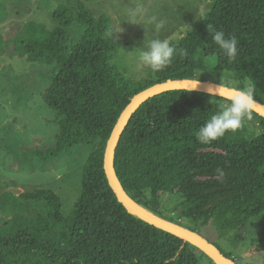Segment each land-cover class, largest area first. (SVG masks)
<instances>
[{
  "label": "trees",
  "instance_id": "1",
  "mask_svg": "<svg viewBox=\"0 0 264 264\" xmlns=\"http://www.w3.org/2000/svg\"><path fill=\"white\" fill-rule=\"evenodd\" d=\"M51 16L58 25L54 29L30 20L16 37L0 35V55L9 48L11 55L53 65V80L43 96L57 114L59 132L53 147L32 154L38 169L46 171L81 146L90 153L81 195L68 218L53 190L20 195L45 204L46 211L19 214L16 230L0 233V264H215L195 245L126 208L106 174L105 153L130 102L160 83L193 81L200 74V82H207L209 75L229 72L238 85H255V99L264 105V0H214L211 12L174 45L172 62L161 71L149 70L140 81L129 79L114 63L119 43L113 30L85 3L78 8L63 4ZM208 24L236 36L234 61L214 43ZM210 99L204 91L176 89L145 101L121 135L114 164L124 189L145 209L199 234L213 226L225 237L264 213V117L253 113L254 133L242 129L201 144L198 129L222 102ZM165 194L183 198L177 205L180 220L162 213ZM257 241L264 248V234Z\"/></svg>",
  "mask_w": 264,
  "mask_h": 264
},
{
  "label": "rangeland",
  "instance_id": "2",
  "mask_svg": "<svg viewBox=\"0 0 264 264\" xmlns=\"http://www.w3.org/2000/svg\"><path fill=\"white\" fill-rule=\"evenodd\" d=\"M71 2L76 8L85 3L87 10L98 20L104 18L118 41L114 63L129 79L140 81L149 68L137 66L138 47L143 46L147 30L142 24H132L126 17L128 8L137 2L143 5L146 16L165 21L159 33L149 27L148 36L180 43L214 7V0H0V35L16 37L30 20L58 26L52 12ZM71 32L78 36L74 29ZM53 65L33 62L24 56L11 55L9 48L0 55V233L16 230V216L46 211V205L24 200L20 195L36 189H50L62 199V212L68 218L82 190V170L90 149L81 146L49 164L46 171L38 169L35 151L53 147L59 132L57 114L44 101V93L52 82ZM208 76L211 80L235 81L228 75ZM258 122L253 117L243 128L254 133ZM33 157H31V156ZM37 168L34 170V168ZM11 189H21L18 194ZM183 201L180 195L165 194L161 211L165 216L180 220L177 208ZM183 221V220H182ZM20 222V219H19ZM202 236L230 253L237 264H264V248L258 239L264 234V213L250 220L244 227L222 237L213 226L201 229ZM213 261V260H212ZM217 264L215 261H213Z\"/></svg>",
  "mask_w": 264,
  "mask_h": 264
},
{
  "label": "clouds",
  "instance_id": "3",
  "mask_svg": "<svg viewBox=\"0 0 264 264\" xmlns=\"http://www.w3.org/2000/svg\"><path fill=\"white\" fill-rule=\"evenodd\" d=\"M127 19L132 24H142L147 30V35L143 41V46L138 47L136 56L137 66L149 68L153 72L163 70L168 66L177 53L176 47L169 39H159L153 36L149 38V27L152 26L154 33H159L165 26V21L156 16H146L143 5L137 2L126 11ZM208 32L212 40L223 53L228 57L229 62L235 60L238 54V40L235 35L226 36L223 30L216 29L208 24ZM183 56L186 51H181ZM200 76L193 80L194 90L200 84ZM211 97L210 103L216 104L217 97L222 101L218 104V110L213 113L207 121L198 129L197 140L201 144H208L224 137L227 133H235L242 130L248 121L253 119L256 110L257 100L254 96L255 85L250 81L238 85L235 81H221L214 87L207 89Z\"/></svg>",
  "mask_w": 264,
  "mask_h": 264
},
{
  "label": "water",
  "instance_id": "4",
  "mask_svg": "<svg viewBox=\"0 0 264 264\" xmlns=\"http://www.w3.org/2000/svg\"><path fill=\"white\" fill-rule=\"evenodd\" d=\"M218 85L216 82L207 81V82H200L197 86V91H204L207 92L209 87H214ZM193 81H182V80H171L164 83H160L154 86H151L140 93H138L135 98L130 102V104L125 109L124 113L120 117L119 121L117 122L114 131L111 135L109 140L106 153H105V171L109 178L110 184L117 194L118 198L121 202L126 206V208L134 213L135 215L145 219L149 223L162 228L172 234H175L182 239L188 241L189 243L198 247L202 252L207 254L213 261L217 264H237L236 261L231 260L227 257L221 249L212 243L210 240L206 239L204 236L199 234L198 232H193L189 229H186L180 225H177L173 222L167 221L160 217L159 215L153 214L149 210L142 207L132 196L127 193V191L122 186L119 177L116 173L114 159H115V152L118 146L119 140L121 135L135 113V111L148 99L151 97L158 95L160 93L169 91V90H176V89H192L193 88ZM260 116L264 117V105L257 101L256 110ZM15 193L21 194V189H11Z\"/></svg>",
  "mask_w": 264,
  "mask_h": 264
}]
</instances>
